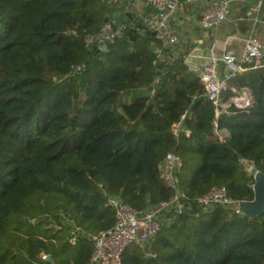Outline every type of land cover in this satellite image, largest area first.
<instances>
[{
    "label": "trees",
    "instance_id": "16d2710c",
    "mask_svg": "<svg viewBox=\"0 0 264 264\" xmlns=\"http://www.w3.org/2000/svg\"><path fill=\"white\" fill-rule=\"evenodd\" d=\"M112 19L126 25L121 39L104 52L83 45ZM175 48L121 5L0 0V264H88L91 238L114 223L108 197L136 210L173 197L158 171L169 153L182 161L190 210L129 246L122 264H264V213L197 205L214 187L253 199L246 166L264 175V69L230 81L236 93L222 100L247 93L251 102L218 118L228 133L220 142L187 53ZM182 116L189 135L175 139Z\"/></svg>",
    "mask_w": 264,
    "mask_h": 264
},
{
    "label": "built area",
    "instance_id": "2783aa9c",
    "mask_svg": "<svg viewBox=\"0 0 264 264\" xmlns=\"http://www.w3.org/2000/svg\"><path fill=\"white\" fill-rule=\"evenodd\" d=\"M106 6L121 5L123 12H132L133 0H101ZM202 0H144L142 10L135 14L141 20L147 32H149L163 48H174L178 44V35L171 25V20L177 9L182 5H195ZM246 0H207L198 21V27L204 32L214 33L219 30L227 20L230 7L233 4H242ZM262 1L258 0L250 6L243 18L239 21H249L254 27L261 24L258 15L261 11ZM126 25L117 20L104 23L100 29L83 37L85 47H95L99 51H106L122 38ZM157 58L161 59V53L157 52ZM82 67H75L72 74L79 72ZM264 69V40L249 35L242 43V51L239 55L224 54L219 60H213L207 64L196 65L188 71L193 73L205 91V97L214 111L212 122V138L223 142L228 133L219 130L217 120L220 116L228 114L233 104L237 108L249 105L251 97H232L224 102L222 97L228 91L236 93L230 87V81L238 75L249 71ZM158 83L153 80V86ZM154 93L152 89L151 94ZM241 100L247 103L241 104ZM171 129V135L178 139L181 133L186 136L189 132L183 129L182 121ZM182 161L176 154H167L158 166L160 179L164 185L174 192L173 197L164 202L143 210H136L125 204L118 198L108 197L105 206L114 213L112 227L100 232L91 238V255L88 264H122V256L131 245L143 246L160 232L163 225L170 223L176 216L190 210L189 200L178 190L176 176L180 173ZM250 172V170H249ZM201 211H207L212 207H221L231 210L235 214H241L239 202L231 199L224 187H214L197 200ZM45 259V256H42Z\"/></svg>",
    "mask_w": 264,
    "mask_h": 264
},
{
    "label": "crops",
    "instance_id": "0c3cea01",
    "mask_svg": "<svg viewBox=\"0 0 264 264\" xmlns=\"http://www.w3.org/2000/svg\"><path fill=\"white\" fill-rule=\"evenodd\" d=\"M257 1L246 0L242 4L231 5L227 20L214 33L204 32L198 27L201 11L207 0H202L195 5H182L171 20V25L178 35L175 54L187 53L185 63L189 70L196 65L207 64L213 60L217 61L227 53L239 55L242 51L243 40L249 35L263 41L264 0H261L262 8L258 15L261 24L254 27L249 21H239L244 17L246 10ZM143 2L144 0H133L131 11L134 14L140 13ZM117 12L116 9L114 14ZM246 94L243 95L247 96ZM126 99L129 100V97Z\"/></svg>",
    "mask_w": 264,
    "mask_h": 264
},
{
    "label": "water",
    "instance_id": "95a60500",
    "mask_svg": "<svg viewBox=\"0 0 264 264\" xmlns=\"http://www.w3.org/2000/svg\"><path fill=\"white\" fill-rule=\"evenodd\" d=\"M151 52H155L154 46L150 47ZM240 159V158H239ZM250 174L254 178L253 199L251 201H242L239 203L238 207L240 212L249 218L256 216H261L264 213V175L256 171V169L251 168ZM149 200V196L146 197ZM46 263H51L52 259L46 256L44 259Z\"/></svg>",
    "mask_w": 264,
    "mask_h": 264
},
{
    "label": "rangeland",
    "instance_id": "374dc122",
    "mask_svg": "<svg viewBox=\"0 0 264 264\" xmlns=\"http://www.w3.org/2000/svg\"><path fill=\"white\" fill-rule=\"evenodd\" d=\"M175 51L177 50V48L174 49ZM247 169L251 170V167H249L248 165L246 166ZM176 180H178V176H176Z\"/></svg>",
    "mask_w": 264,
    "mask_h": 264
},
{
    "label": "bare ground",
    "instance_id": "6f19581e",
    "mask_svg": "<svg viewBox=\"0 0 264 264\" xmlns=\"http://www.w3.org/2000/svg\"><path fill=\"white\" fill-rule=\"evenodd\" d=\"M240 103L245 104V103H247V100H241Z\"/></svg>",
    "mask_w": 264,
    "mask_h": 264
}]
</instances>
